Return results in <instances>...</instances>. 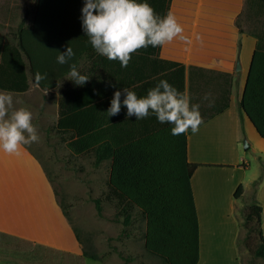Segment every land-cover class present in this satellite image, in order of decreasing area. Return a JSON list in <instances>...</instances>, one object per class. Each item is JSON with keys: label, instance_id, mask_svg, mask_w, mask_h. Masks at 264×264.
Instances as JSON below:
<instances>
[{"label": "trees", "instance_id": "1", "mask_svg": "<svg viewBox=\"0 0 264 264\" xmlns=\"http://www.w3.org/2000/svg\"><path fill=\"white\" fill-rule=\"evenodd\" d=\"M32 2L18 26V42H10L0 34V90L26 93L31 82L43 90H54L63 82L54 132L75 156H91L95 168L109 164L105 199L115 202L117 218L129 227L137 213L146 225V250L163 264H198L200 225L192 178L200 165L189 160L187 132L174 136L172 126L161 124L155 116L139 121H135V117L126 120V109L109 118L106 112L112 98L104 90H98L100 76L97 71L99 67H107L112 73L120 70L121 65L104 56L96 57L82 31L80 17L84 0ZM148 2L163 16L169 13L172 0ZM243 15L253 23L249 32L257 38V46L239 104L240 116L243 119L248 115L264 140V0H246L244 14L237 19L241 33L244 32ZM67 46L75 55L68 64H58L56 58ZM160 51L161 47L150 46L137 53L147 64L159 63L184 82L186 67L161 60ZM73 63L90 79L83 86L65 79ZM36 73L45 78L37 82ZM108 77L120 82L118 75L108 74ZM190 78L193 97L206 99L208 89L219 93V104H199L203 122L229 108L233 87L231 74L191 67ZM213 98L217 102V95ZM241 194L242 187L237 190L236 197ZM94 203L98 217L103 218L102 199L96 198ZM61 206L68 216L62 203ZM261 215L262 207L252 204L245 215L244 226L257 234L253 253L264 259ZM84 255L99 260L87 251Z\"/></svg>", "mask_w": 264, "mask_h": 264}, {"label": "crops", "instance_id": "2", "mask_svg": "<svg viewBox=\"0 0 264 264\" xmlns=\"http://www.w3.org/2000/svg\"><path fill=\"white\" fill-rule=\"evenodd\" d=\"M245 6L246 0H172L169 13L184 26L192 43L175 40L166 44L159 58L184 65V82L159 63L147 64L139 53L133 54L127 67L112 73L107 67L97 71L98 90H104L109 98L118 85L143 96L159 80L167 79L195 104H219V93L208 89L206 99L193 97L191 67L233 76L229 108L203 122L198 132H187L189 160L200 165L192 178L200 225L198 264H243L242 224L245 210L254 203L262 207L264 236V140L246 116L241 118L239 109L257 46V38L245 29L241 33L237 26ZM108 74L120 76V82L109 79ZM212 82L218 84L215 79ZM244 139L249 141L248 149L243 148ZM248 152L254 155L255 166L247 160ZM240 187L242 194L237 198ZM51 254H56L58 261ZM86 258L54 182L37 155L27 146L19 155L0 151V264H83Z\"/></svg>", "mask_w": 264, "mask_h": 264}, {"label": "clouds", "instance_id": "3", "mask_svg": "<svg viewBox=\"0 0 264 264\" xmlns=\"http://www.w3.org/2000/svg\"><path fill=\"white\" fill-rule=\"evenodd\" d=\"M80 19L82 31L94 51L108 60L119 61L121 67H127L140 49L163 47L175 40L186 45L192 43L173 14L160 15L148 0H84ZM196 39L202 42V37ZM74 55L73 49L67 46L57 56V63L68 64ZM44 78L36 73L37 82ZM65 79L78 86L90 80L75 63L70 65ZM110 86L116 88L114 84ZM17 102L11 91L0 90V151L13 155H19L24 146L40 139L32 112L24 107L16 108ZM122 109H126V120L155 116L161 124L172 126L174 136L189 129L196 133L203 123L200 105L192 103L189 94L167 79L159 80L143 96L129 87L116 88L106 113L110 118L119 115Z\"/></svg>", "mask_w": 264, "mask_h": 264}, {"label": "rangeland", "instance_id": "4", "mask_svg": "<svg viewBox=\"0 0 264 264\" xmlns=\"http://www.w3.org/2000/svg\"><path fill=\"white\" fill-rule=\"evenodd\" d=\"M32 3V0H0V34L6 40L18 42V26ZM241 24L247 31H250L253 25L247 15L242 16ZM12 94L18 101L16 108L24 107L32 112L33 123L37 126L40 136L38 142L27 147L41 160L53 180L59 200L67 210L84 251L99 257L98 261L83 259V264H163L145 248L144 220L134 213V223L125 227L123 221L117 218L115 202L105 199L109 164L95 168L91 156H75L54 132L58 118L59 87L43 90L31 82V87L26 93ZM247 142L249 143L248 140ZM243 148L245 149V139ZM246 157L252 166L256 165L251 152H248ZM261 166L264 175V162H261ZM96 198L102 199L103 218L97 215L94 203ZM249 200L247 199L248 203ZM248 210L249 208L245 210V215ZM244 221L245 216L240 240L242 262L264 264V259L257 258L253 253L257 234L249 232L244 226ZM51 256L58 261L56 254ZM59 263L63 261L60 260Z\"/></svg>", "mask_w": 264, "mask_h": 264}, {"label": "water", "instance_id": "5", "mask_svg": "<svg viewBox=\"0 0 264 264\" xmlns=\"http://www.w3.org/2000/svg\"><path fill=\"white\" fill-rule=\"evenodd\" d=\"M237 70H241V63L240 61L237 62ZM245 116L247 117V119L251 122L250 118L248 117V115L245 114ZM252 123V122H251ZM253 124V123H252ZM254 126V125H253ZM256 129V128H255ZM250 147V144L247 142V140L245 139V149H248Z\"/></svg>", "mask_w": 264, "mask_h": 264}]
</instances>
